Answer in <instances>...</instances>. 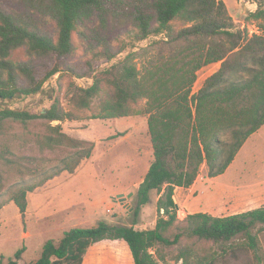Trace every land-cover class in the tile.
<instances>
[{"label":"trees","instance_id":"16d2710c","mask_svg":"<svg viewBox=\"0 0 264 264\" xmlns=\"http://www.w3.org/2000/svg\"><path fill=\"white\" fill-rule=\"evenodd\" d=\"M254 2L258 9L249 20L263 33L250 36L234 29L222 0H0V99L37 94L57 74L94 80L87 87L69 83V111L59 99L41 113L0 109V208L11 201L24 215L30 193L63 173L74 174L92 157L94 142L53 124L76 121L82 111L103 120L146 116L154 160L139 185L135 217L154 193L164 192L157 202L164 216L152 230H137L136 221L131 226L100 221L65 232L59 242L49 240L35 262H23L22 249L7 261L0 257V264H84L89 250L103 241H124L133 264H160L164 255L152 251L178 245L183 237L251 250L261 264L254 230L264 227V206L221 217L189 214L188 226L169 236L179 222L176 188H191L203 166L211 179L224 175L264 127V0ZM45 21L55 30L45 29ZM75 34L85 57L76 59ZM159 35L166 36L97 72L136 43ZM20 51L25 59H17ZM213 64H220L219 70L194 92L198 73ZM35 124L44 127L32 132ZM15 126L22 128L19 137L32 136L38 153L20 154L11 146ZM59 152L64 155L48 154ZM14 177L18 180L9 182ZM240 235L244 239L234 244ZM214 259L190 248L176 256L181 264Z\"/></svg>","mask_w":264,"mask_h":264},{"label":"rangeland","instance_id":"374dc122","mask_svg":"<svg viewBox=\"0 0 264 264\" xmlns=\"http://www.w3.org/2000/svg\"><path fill=\"white\" fill-rule=\"evenodd\" d=\"M231 17L234 29L247 31L251 36L262 34L257 24L249 20L251 13L258 9L254 0H222ZM95 24L91 23L90 26ZM179 27V23L176 24ZM44 28L53 31L54 25L44 22ZM88 31V29H87ZM122 39L126 38L121 34ZM166 35L152 36L136 43L134 47L119 55L111 63L101 64L98 71L123 61L131 51H138L150 43L165 38ZM74 39L79 46L77 58L85 57L83 41L78 34ZM17 59H25L24 52ZM146 58L139 59L141 67ZM220 64L203 68L193 91L197 92L204 81L217 72ZM57 74L49 79L42 90L31 96H19L8 100L0 99V109H12L41 113L49 109L56 99L69 111L68 85L74 82L81 87L92 85L93 78L76 79ZM144 102L137 106L143 107ZM93 112H78V120L54 122L71 137L95 143L92 157L82 162L74 174L63 173L28 195V207L22 215L16 205L9 201L0 208V257L5 261L14 258L24 250L23 262L37 261L42 248L49 240L59 242L64 233L73 228H92L100 221L114 225H133L137 230H152L163 213H159L157 202L160 195L154 193L151 203L144 206L136 218L137 191L154 160L148 120L141 114L120 119H94ZM44 126L35 124L29 127L32 132H40ZM21 126L10 129L8 142L20 154L38 153L32 136L24 135ZM4 142V139H1ZM62 156L63 152L56 155ZM18 180L14 177L9 182ZM132 194V195H131ZM123 195V200L119 199ZM179 222L169 232L173 237L188 226L189 214L204 212L213 216H230L264 206V127L254 134L238 154L235 162L221 177L211 179L208 169L203 166L198 180L190 189H180L176 194ZM260 242V254L264 264V227L254 230ZM238 236L233 241L243 240ZM183 248H190L194 254L214 256L212 264H258L256 254L247 249H231L230 244H214L197 238L183 237L178 245L157 247V257L163 254L160 264H181L176 256ZM159 253V254H158ZM84 264H133L130 250L124 241H103L94 245L88 252Z\"/></svg>","mask_w":264,"mask_h":264},{"label":"crops","instance_id":"0c3cea01","mask_svg":"<svg viewBox=\"0 0 264 264\" xmlns=\"http://www.w3.org/2000/svg\"><path fill=\"white\" fill-rule=\"evenodd\" d=\"M153 149V148H152ZM221 177V176H220ZM193 187V186H192ZM180 189H185V188H176V190H175V198L177 199V197H176V194H177V192L180 190ZM190 189V188H189ZM163 194H164V192L162 193V194H160V197L159 198H161V196H163Z\"/></svg>","mask_w":264,"mask_h":264},{"label":"water","instance_id":"95a60500","mask_svg":"<svg viewBox=\"0 0 264 264\" xmlns=\"http://www.w3.org/2000/svg\"><path fill=\"white\" fill-rule=\"evenodd\" d=\"M119 199L123 200V195H119ZM177 208H178V205H177Z\"/></svg>","mask_w":264,"mask_h":264},{"label":"built area","instance_id":"2783aa9c","mask_svg":"<svg viewBox=\"0 0 264 264\" xmlns=\"http://www.w3.org/2000/svg\"><path fill=\"white\" fill-rule=\"evenodd\" d=\"M162 213H164V210H162Z\"/></svg>","mask_w":264,"mask_h":264}]
</instances>
